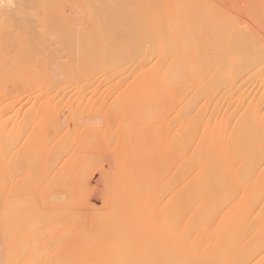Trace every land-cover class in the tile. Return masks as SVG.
I'll use <instances>...</instances> for the list:
<instances>
[{
    "label": "bare ground",
    "instance_id": "1",
    "mask_svg": "<svg viewBox=\"0 0 264 264\" xmlns=\"http://www.w3.org/2000/svg\"><path fill=\"white\" fill-rule=\"evenodd\" d=\"M0 264H264V0H0Z\"/></svg>",
    "mask_w": 264,
    "mask_h": 264
}]
</instances>
